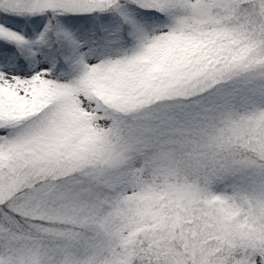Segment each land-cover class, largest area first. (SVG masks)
<instances>
[{"label":"snow or ice","instance_id":"snow-or-ice-1","mask_svg":"<svg viewBox=\"0 0 264 264\" xmlns=\"http://www.w3.org/2000/svg\"><path fill=\"white\" fill-rule=\"evenodd\" d=\"M0 264H264V0H0Z\"/></svg>","mask_w":264,"mask_h":264}]
</instances>
